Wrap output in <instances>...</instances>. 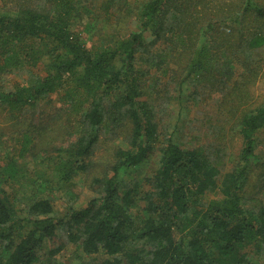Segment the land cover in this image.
Returning a JSON list of instances; mask_svg holds the SVG:
<instances>
[{
    "label": "trees",
    "instance_id": "1",
    "mask_svg": "<svg viewBox=\"0 0 264 264\" xmlns=\"http://www.w3.org/2000/svg\"><path fill=\"white\" fill-rule=\"evenodd\" d=\"M0 1L6 7L0 9V106L10 118L60 91L69 108L87 103L71 158L58 163L62 178L70 181L77 169L85 170L78 162L93 154L103 130L124 129L127 143L116 148L111 173L93 179L98 197L79 209L69 206L62 217L49 198L37 194L47 183L43 172L29 178L6 154L0 170V264H38L43 241L60 233L84 253L98 255L95 264H261L245 249L260 254L264 247V150L258 141L264 103L245 105L264 50V5L143 0L126 9L127 0ZM99 3L133 29L117 28L109 43L87 45L77 25ZM236 64L243 70L231 86L227 80ZM40 66L44 76L34 73ZM172 71L164 82L161 77ZM8 74L21 75V81H5ZM171 83L181 93L189 89L191 100L201 92L218 98L215 124L209 126L215 142L184 148L170 136L159 141L166 123L157 102L169 96ZM149 88L155 103L145 93ZM228 120L241 148L221 175ZM22 137L24 152L30 136ZM150 157L151 177L125 179ZM214 193L218 199H204ZM20 202L24 207L18 209ZM27 225L15 242L13 235Z\"/></svg>",
    "mask_w": 264,
    "mask_h": 264
},
{
    "label": "rangeland",
    "instance_id": "2",
    "mask_svg": "<svg viewBox=\"0 0 264 264\" xmlns=\"http://www.w3.org/2000/svg\"><path fill=\"white\" fill-rule=\"evenodd\" d=\"M142 1L127 0L126 9H135ZM259 2L264 5V0H259ZM0 9L6 10L5 4L1 1ZM81 19L77 29L83 33L82 38L87 45L95 42L109 43L118 32L117 28H121L120 32L133 29L132 23H128L116 14L109 15L107 11L101 8L100 3L89 8ZM260 57L261 60L256 61L255 64L258 73L250 86V98L245 105L250 108H255L264 103V50ZM235 67L238 68L233 69L234 74L227 80L231 86L235 79L238 78V74L243 70V67L240 68L237 64L233 66V68ZM172 68L175 71L174 65H172ZM174 71L161 77L162 80L167 82ZM34 73L44 76L45 68L40 66L34 69ZM4 79L13 84L21 81V75L8 74L4 76ZM182 79L183 77H180V80ZM199 84L200 82L198 86ZM177 85L176 83H171L169 96L163 97L157 102L159 111H162L160 113L163 118L162 123H166L165 133L159 137V141H164V138L170 136L184 148L193 145L200 147L215 142V132L210 131L209 126L215 124V103L218 98L208 92H201L197 99L191 100L189 89H185L181 93ZM145 93L155 103L153 89L149 88ZM61 95V91L50 94L34 110L28 112L26 110L23 114L17 115V119L10 118L9 111L0 106V154L5 156L4 159L0 160V170L5 164L7 154L13 157L18 167L29 178L35 179L43 172L44 180L47 183H42V187L37 189V194L50 199L54 213L58 217L64 216L69 210V206L79 209L90 199L98 197L96 186L93 185V179L110 174V166L115 162L114 154L116 148L127 147L123 137L124 129L113 134L109 130H103L93 154L88 159L78 162V164L85 165V170L77 169L70 181H65L62 178L61 171L58 169V163L71 158L73 147L82 129L80 118L86 111L87 103L77 104L74 108H69L65 103L66 100L62 99ZM229 118L232 119L231 117ZM231 129L232 121L228 120L225 126L226 137L224 141V146L227 147V150L224 151L225 155L220 157L221 161L219 163L221 175L231 170L241 148L240 137L237 133L230 132ZM24 133H27L30 139H26L28 149L22 152L21 147L24 140L22 135ZM258 138L259 147L264 150V131L259 133ZM154 172L155 158L150 157L137 169L129 170L125 179L151 177ZM218 198L219 195L214 193L207 194L204 199L209 201ZM23 207L24 202L17 204L18 209ZM28 226L13 235L15 242L24 236ZM66 241L65 235L63 236L61 233L52 240L45 239L40 250L38 264H95L94 258L98 255H88L78 245ZM59 245L63 246L61 250L52 254L51 251ZM245 250L252 255L255 262L264 264V247L260 254L253 252L251 247H247Z\"/></svg>",
    "mask_w": 264,
    "mask_h": 264
}]
</instances>
